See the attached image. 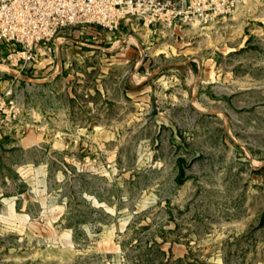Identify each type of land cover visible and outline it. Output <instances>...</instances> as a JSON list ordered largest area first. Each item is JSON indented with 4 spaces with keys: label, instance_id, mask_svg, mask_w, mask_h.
<instances>
[{
    "label": "rangeland",
    "instance_id": "obj_1",
    "mask_svg": "<svg viewBox=\"0 0 264 264\" xmlns=\"http://www.w3.org/2000/svg\"><path fill=\"white\" fill-rule=\"evenodd\" d=\"M203 2L175 100L152 74L120 102L134 63L66 49L89 25L46 42V84L0 60V264H264V0ZM63 86L105 92L59 106Z\"/></svg>",
    "mask_w": 264,
    "mask_h": 264
},
{
    "label": "built area",
    "instance_id": "obj_2",
    "mask_svg": "<svg viewBox=\"0 0 264 264\" xmlns=\"http://www.w3.org/2000/svg\"><path fill=\"white\" fill-rule=\"evenodd\" d=\"M203 0H0V45L3 61L16 72L38 62L35 45L47 42L69 26H97L115 31L134 18L142 25L207 22L215 16ZM10 87L0 94V114L12 104Z\"/></svg>",
    "mask_w": 264,
    "mask_h": 264
},
{
    "label": "crops",
    "instance_id": "obj_3",
    "mask_svg": "<svg viewBox=\"0 0 264 264\" xmlns=\"http://www.w3.org/2000/svg\"><path fill=\"white\" fill-rule=\"evenodd\" d=\"M129 29L133 30L134 35H132V39L134 38L135 40H131V38L128 40L125 39L126 35L124 34V31ZM59 32L61 33V31ZM190 32V28L184 26L181 27V25H175V27L172 28H165L160 25L145 26L134 18H126L121 21L118 28L113 32L92 25L88 27L86 32L87 35L85 36H79L76 33V30H73L72 35L75 37L67 38L70 46L66 49H71L72 54L74 55L81 49H89L91 53L100 49L104 51L105 55H107L106 59L109 63L123 64L128 63L129 61L134 63L133 70H136L139 75V81L134 82L133 85L130 86V84L125 83L124 78L119 90V96L121 98L119 101L122 103L130 100L132 95V88L130 87L135 89L139 88V93L142 95V92L147 90L145 84L152 74H155L156 80L161 87L165 90H171L167 96L169 97V100H175L173 54L176 51L177 53H184L187 49L185 43L182 45V43L176 42V36L179 35L180 37L184 36L186 38ZM3 47L4 45H0V60L4 59L3 54H1V49ZM35 50L38 55V62L26 70L25 73H27L28 78L34 82L37 81L41 84H46V82L52 79L56 74V72L53 71V73L47 77L49 74L48 70L51 68V62L54 58H51L49 55L50 47L47 46L46 42L35 45ZM54 50L56 51L54 56L57 66L58 63H61V56L57 54L58 44L55 45ZM151 57H153L156 62L153 72L147 67V62ZM67 60L69 62L70 58ZM188 60L189 58L186 56L183 61L187 63ZM106 90L115 92V90L110 88ZM44 92L46 93V90H44ZM94 92L104 93L105 89L101 86H96L91 87L89 92H86L81 91L80 88L70 89V87L63 86L58 90L50 91V94L52 98L55 96L59 97V106H71L72 103H74V105H81L82 101H78V97H87ZM109 99V103L118 102L115 97ZM89 104H93V102L89 101L88 105ZM32 137H34V135Z\"/></svg>",
    "mask_w": 264,
    "mask_h": 264
}]
</instances>
